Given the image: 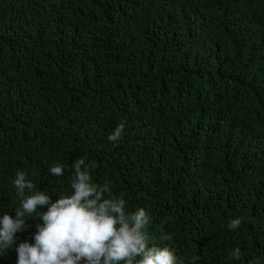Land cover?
Segmentation results:
<instances>
[{"label": "trees", "instance_id": "trees-1", "mask_svg": "<svg viewBox=\"0 0 264 264\" xmlns=\"http://www.w3.org/2000/svg\"><path fill=\"white\" fill-rule=\"evenodd\" d=\"M79 158L177 264H264V0H0V216L18 171L55 201Z\"/></svg>", "mask_w": 264, "mask_h": 264}, {"label": "clouds", "instance_id": "clouds-1", "mask_svg": "<svg viewBox=\"0 0 264 264\" xmlns=\"http://www.w3.org/2000/svg\"><path fill=\"white\" fill-rule=\"evenodd\" d=\"M124 127L118 125L109 141L118 142ZM71 168L72 192L55 201L46 190H35L27 171L16 173L13 184L22 199L15 218L8 213L0 216V251L16 244V233L29 227L27 217L38 213L42 223L37 224L34 243H19L17 264H177L173 248L150 246L151 216L144 208L127 212L126 200L113 195L109 182H93L95 164L85 158L76 159ZM49 171L62 176L64 166L56 164ZM42 206H47L46 212L39 210ZM241 223V218L231 219L228 228L235 230ZM160 239L167 241L170 236L161 234ZM230 256L239 260L241 250L236 248Z\"/></svg>", "mask_w": 264, "mask_h": 264}]
</instances>
